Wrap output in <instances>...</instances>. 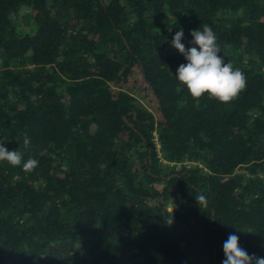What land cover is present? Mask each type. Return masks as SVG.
<instances>
[{
	"label": "trees",
	"instance_id": "obj_1",
	"mask_svg": "<svg viewBox=\"0 0 264 264\" xmlns=\"http://www.w3.org/2000/svg\"><path fill=\"white\" fill-rule=\"evenodd\" d=\"M205 24L229 104L175 76ZM0 140V264H222L230 233L264 257V0H0Z\"/></svg>",
	"mask_w": 264,
	"mask_h": 264
},
{
	"label": "clouds",
	"instance_id": "obj_2",
	"mask_svg": "<svg viewBox=\"0 0 264 264\" xmlns=\"http://www.w3.org/2000/svg\"><path fill=\"white\" fill-rule=\"evenodd\" d=\"M193 39L189 42L193 46L186 49L181 42L184 38V30L176 32L172 39V46L186 59L187 63L180 64L176 70L177 80L186 86L193 98L199 99L204 95L215 98L223 104H229L245 89L247 81L245 74L231 63H225L220 54L218 37L212 27L201 25L199 30L191 31ZM37 99L35 96L30 97ZM29 140L25 137L24 144ZM23 154L18 150L9 151L0 140V161H6L11 166L21 164ZM39 161L28 158L23 163V170L27 173L35 169ZM201 208L206 206L207 199L204 195L196 197ZM225 259L222 264H264V257L249 254L240 246L239 236L230 233L223 244Z\"/></svg>",
	"mask_w": 264,
	"mask_h": 264
}]
</instances>
